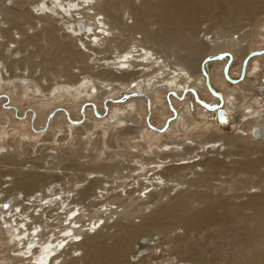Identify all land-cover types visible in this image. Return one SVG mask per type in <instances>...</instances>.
I'll list each match as a JSON object with an SVG mask.
<instances>
[{
	"label": "bare ground",
	"instance_id": "obj_1",
	"mask_svg": "<svg viewBox=\"0 0 264 264\" xmlns=\"http://www.w3.org/2000/svg\"><path fill=\"white\" fill-rule=\"evenodd\" d=\"M32 1L18 0L16 5L30 6L31 16L43 27L42 33L26 35L23 40L12 36L5 50L14 57L39 38H51L55 43L53 54L45 58L44 67L37 64L36 68L40 67L41 73H57L66 80L59 84L57 78L49 80L46 74L37 80L27 68H34L33 55L21 59L26 68L19 72L11 60L9 64L3 61L0 101L6 103L7 110L13 111L14 122L23 120L27 112L35 117L38 112L40 117L39 108L47 110L56 106L43 123L46 127L36 130L34 136H41L43 132L46 136L43 140L55 144L71 136L79 147L77 157L97 159L99 164L83 168L81 163L76 164V159V165H70L67 159L59 157L60 172H24L17 168L11 171L13 178L9 171L2 176L0 234L8 237L12 245L9 252L16 253L17 257L6 256L0 264H217L219 261L220 264H264V110L257 109L255 113L253 108L248 109L247 115L253 117L236 135L213 132L208 139L198 136L170 142V138L187 136L195 128L209 129L212 121L207 118L211 116V109H215L213 121L221 115L217 111L219 106L225 107L224 115L233 116L251 96L242 92L241 84L257 88L251 101L264 108L261 62L264 47L257 52L253 49L258 42H264V24L252 32L250 28V32L237 35L236 40L235 33L211 37V45L205 43L207 40L196 44L189 36L207 12L216 11L220 20L239 24L245 19H256L264 10V0H154L155 3L152 0H35L36 4ZM2 11L6 14L5 23H10L11 28L20 27L22 32L20 22L25 15L7 6ZM127 12L133 16L125 20ZM107 17L114 20V25H109ZM130 18H133L132 25L128 24ZM152 25H157V30ZM10 29H2L5 36H9ZM56 30L79 39L85 49L75 51L71 42H60ZM125 31H130L132 36L123 40ZM85 36L89 40L84 41ZM164 44L182 46L185 53L178 57V62L172 63ZM237 59L241 60V70L234 74ZM95 64H99L97 70ZM219 66L223 67L221 73L217 72ZM75 68L78 72H74ZM212 69L226 85L237 82L239 85L228 92L232 99H217L219 104L207 109L198 105L201 111L198 118L189 96L199 103L203 94L210 98L204 93L207 91L219 97L210 81ZM112 92L123 95L125 100L137 97V105L123 106L119 112L113 109L116 116L113 120L130 122L139 110L149 115V122L152 116L159 119L162 124L159 128L155 125L148 129L149 142L142 141L145 136L140 129L127 124L121 131L115 126H105L102 133L81 123L86 112L96 113L100 118L111 114L109 101L112 100L107 95ZM155 95L157 101L152 103L151 97ZM18 97L29 106L36 103L38 109L29 108L20 113L18 105L22 102ZM52 98V102H46ZM163 98L166 100L163 105L156 106ZM94 101L102 103L99 110ZM74 102L73 110L63 107ZM70 111L79 113L81 118L72 120ZM54 117L67 122L68 132L47 130ZM170 125L173 135L162 141V134L170 131ZM255 129L260 130L261 137L254 135ZM3 132L5 136L12 134ZM150 142L160 144L154 150L158 161L143 157L153 165L148 170L150 177L127 182L123 187L119 181L125 178L124 171L133 173L138 169L126 158L138 150L147 154L153 151ZM124 143L132 144L133 152H117ZM2 146L6 148L4 143ZM13 159L7 157L6 162L14 164ZM139 165L143 169L147 166ZM14 176L15 188L8 189L7 183ZM158 189L160 192H155ZM13 190L16 193L11 197ZM137 192L139 195L133 197ZM132 197L135 202L142 200L138 205L143 207L138 223L124 216L128 212L125 205ZM91 210H95L96 217H90ZM100 221L105 223L97 226ZM104 229L108 230L104 232ZM155 235L159 237L155 239ZM165 245L171 246L170 252ZM157 250H160L158 254Z\"/></svg>",
	"mask_w": 264,
	"mask_h": 264
},
{
	"label": "rangeland",
	"instance_id": "obj_2",
	"mask_svg": "<svg viewBox=\"0 0 264 264\" xmlns=\"http://www.w3.org/2000/svg\"><path fill=\"white\" fill-rule=\"evenodd\" d=\"M33 1H34V4H36L35 0H33ZM152 1H154V0H152ZM16 2H18V0H0V11H1L0 12V44L2 45L0 47V64H2L3 61H5V64H9L12 61L14 63V68L16 67V69H15L16 72H19V71H22V70H19V69H23L24 70L26 68V66L22 63V60L24 58H27V57L33 55L35 63H33L32 66H34V68H32L30 66L27 67V68L29 69L28 71L31 74H33L37 80L41 79L43 74H46L45 76L49 80L57 78L59 84L64 83L65 82L64 80H66V77H64V76L60 77V75L57 74V73H55V74L47 73V72L46 73H43V72L41 73L40 72V67H39V69L36 68L37 64H40V65H42L44 67L45 66V62L44 61L46 60L45 58H47L48 55L50 56V55L53 54V51L55 49L53 47V45H55V43L53 42V40L51 38H48L46 36L45 37L43 36V37L39 38V40L37 42H35L34 44L29 45L28 47L26 46L25 49L22 48L20 55H16L14 57H13L12 53H10V51L8 52L7 48L5 50V47H7V45L10 43V39L12 38V36H14V38H16V39L21 37V40H23V39H25L26 35L29 36V37L34 36L37 31H38L37 33H39V31L41 32L42 28H43V27L41 28V23H39V24L37 23L38 19H34L31 16L30 11H29L31 8H30L29 5H24L23 7H20V6L18 7L16 5ZM154 3H155V1H154ZM5 6H7L9 9H12L14 12H22L25 15V17L23 18L25 21L22 19L24 22L23 21L20 22V23H22V26H21L22 32H24L25 35L21 32L20 27L19 28L18 27L11 28L10 27L11 26L10 23H5L6 14H5L4 11H2V9L5 8ZM24 9H26V11H27L26 13H25ZM34 13H37V11L34 10ZM202 14H205V12H202ZM216 15H218V13L216 11L207 12V16L203 17L200 20V22H199V24H198V26L196 28V31L191 34L192 37H191V35H189L190 38H191L190 40H193L194 43H196V44H203L202 42H205V40H207V42H205V43H207L208 45H211L212 44L211 41H210V40H212L211 37H213V39L214 38H218V37H225V36H230V34H232V33H235L234 39L236 40L237 39V35L238 36L242 35V33H244L245 31H248V32L251 31L252 32V30H254L253 28H255V27L260 28L264 24V10L262 11V13L256 19H254V18H252V20L245 19L242 22H240L239 24H231V23H229V21L220 20V18L216 17ZM132 16L133 15H128V12H127L126 16H125V20L128 17H132ZM26 19L27 20L29 19V20L27 21ZM29 21H31V23L32 22L34 23L33 26L29 23ZM106 21L109 23V25H111V26L114 25V20L112 18L108 19V17H107ZM221 21H223L224 23L221 22ZM132 22H133V18H130L129 21H128V24L132 25ZM6 26H8V28ZM31 26L34 27V29ZM35 26H36V28H35ZM152 26H154V27H152L154 30H157V27H158L157 25H152ZM29 27H31V28H29ZM40 28H41V30H40ZM250 28H252V29L250 30ZM2 29L3 30H7V29L11 30V32L9 33L8 37L5 36V34L2 32ZM60 31H62V32H60ZM41 33H39V34H41ZM129 33H130V31H125L124 32L125 36L122 39L124 40L127 37L130 38V36H132V34H129ZM56 35H57L59 41L62 42V43L63 42H67V43L71 42L75 51H77V50H79L81 48L83 50L85 49L84 46L82 45L81 41H79V39H75L73 36L72 37L68 36L67 34L64 33L63 30H56ZM138 37H140V35H138ZM83 38H84V41L89 40V38L87 36H85ZM10 46H12V45L10 44ZM165 47L167 49L166 50V54H168V53L170 54L169 57H170L171 62L173 61L172 63L178 62V57L185 53V51L183 50L182 46L181 47L177 46V45L170 46V45L164 44V48ZM262 47H264V42L263 43L262 42H258L255 46H253V49H254L255 52H257ZM154 48L158 49V50L161 49L158 46H154ZM209 48H211V47H209ZM212 49H214V48H211V50ZM3 56H4V58H3ZM11 58H16V59H11ZM240 62H241V60L237 59V63L233 67L234 74L235 73L237 74L241 70V63ZM261 62H262L263 67H264V61L261 60ZM79 65H80V63L76 64L77 67H80ZM1 66L2 65H0V67ZM94 67H95L94 69L97 70L98 67H99V64H95ZM35 69H37V70L35 71ZM59 69H61V67H59ZM222 69H223L222 66L217 67V72L221 73ZM213 70L214 69H212V71L210 70L212 72V74L210 75V81L213 84L214 90H215L216 94H218L219 97L215 98V97H213L210 94V92L207 91V93L206 92H204V93L206 95L208 94V96H210V98L203 94L204 98L201 101V103H199L196 100L195 97H193L192 95L189 96L190 101H192L193 104H194V109H196V111H195L196 112L195 113L196 117H198L199 116L198 113L201 112L200 109H198V107L200 105L202 106V108H206L207 109V108H211V107L219 104L218 100H220L221 98L225 99L227 97L229 99L231 97V99H232L233 97L229 96L228 92L232 91V88H236L237 87L236 85H239L238 84L239 82H237V83L234 82L235 84L231 83L232 86L231 85L230 86L226 85L224 83V81H222L221 78L217 79V76H216V74H215V72ZM75 71L78 72V68H75L74 72ZM165 78H167V76H165ZM231 78H234V76L232 75ZM86 79L87 80H91V78H89V77L86 78ZM81 81H82V79H81ZM37 82L34 81V85L37 84ZM166 84H167V82H166ZM169 86H170V84L168 83L167 87L169 88ZM240 86H241L242 92H245L247 94H251V96L247 99L246 102H244L242 104L241 107L238 108L237 111H235L236 113L234 112L235 114L233 116L224 115L223 111H225V107H222V106L220 107L219 106L217 111L221 114L220 117L218 119H216L215 121H213L214 120V116L212 114L215 113L214 112L215 109H213V110L211 109V116H209L207 118L208 120L212 121V125H211V127L209 129H203V128H199L198 127L197 129L195 128L191 132H189L187 134V136H179V137H175V138L172 139L170 137L173 135V134H171L172 130H173V126L170 125V127H169L170 131L164 132L165 134L164 133L162 134V141L167 140V138H170V142H176L177 143V142H180V140L186 141L188 139L197 138L198 136H201L203 139H205V138L208 139L209 135L211 133H213V132H215L216 134H219V135H236L239 132L240 128H242V126L244 127L245 122L248 119L253 117L252 115H247V113H248L247 110L248 109L253 108L255 113H256L257 109L258 110H264L263 107L260 108L259 106H257V104L255 102L251 101V98L252 97L254 98V96H255V91L257 90V88H254V87L249 86V85H244L243 86L242 84ZM250 87H252V88H250ZM54 90H52V92ZM132 90H134V88ZM0 93H2V92H0ZM107 98L109 100H112V101H109V103H111L110 104V108H109V113L111 112V114H108V115L103 116V117L100 118V116L97 115L96 113L86 112V114L84 115V119L81 121V123L83 122L82 123L83 125H86L87 127L91 128V129L93 128L92 131L104 133L103 131H105L104 130L105 126H111V127L115 126L117 128V131H121V130L125 129L123 127V125L127 124V125L134 126L135 128L140 129L142 131V133L144 134L145 138H146V139L144 138V140H142V141L149 142L151 140V138H150V136H148V132H149L148 129L151 130V128L154 127L155 125H158L156 127L159 128L162 125V124H160L159 119H157L154 116H152V118L150 117L151 118V122H149V119H148L149 115H147V113H144L141 110H139L140 112L139 111L136 112V116L134 117L135 120H132L133 118L131 117L132 119L130 120V122L115 121V120H113V119H116V116H113L115 111L119 112L123 108V106L137 105L136 104L137 102L135 101L137 99V97H129V98H127L125 100L123 95L116 94V92H112V93L107 95ZM156 98H158L157 95H155L154 97H151L152 103L157 101ZM18 99L22 102V104L20 106L17 104L18 108L20 109L19 110L20 113L23 112V111H26L29 108L30 109L34 108L35 110L38 109L36 103H34V104L32 103L31 106H29L28 103L22 101V98L18 97ZM52 101H53V98L50 99V100H47L46 102L50 103ZM165 101L166 100L164 98L163 99H159L158 100L159 103L157 102L156 106L161 107L163 105L162 103H164ZM79 103L80 104H85L82 101H80ZM94 103H95L96 109L99 110V108H100L102 103L99 102V101H97V102L94 101ZM6 106L7 105H6V103L4 101H0V121H1L0 122V180H3V178H2L3 175H5V174H7L9 172L12 174L13 172H11V171H13V170H15L17 168L18 169H20V168L23 169L24 172H28V171H32V170L40 172V173H45L46 172L45 170H47V171L49 170L48 172H53V171L54 172H60L61 169L59 167H61V165L59 164L60 163L59 157H61V158L63 157L62 159H65V160L67 159L69 161V163H71L70 165H76L77 163L78 164L81 163L83 168H87L89 166L92 167V165L94 166V165H98L99 164V161H97V159H94V160L92 159L91 160L90 158H86L84 160H81L80 158H78L77 155H76L77 154L76 153L77 152L76 149L79 150V147H78V145L74 144L75 141L72 139L71 136L66 137V139H64L62 141H59L57 144H55L53 141L52 142L44 141L43 139L46 136H45V133H43V132L39 134L41 136H38V137L34 136V134H37L35 132L36 130H38V129L41 130L43 128V126L46 127V125H44L43 123L46 120V118L49 115V113L51 114V111H53V109H56V106H54V108L52 107V109L49 108L47 110H45V109L42 110V109L39 108L38 111H40V113H41L40 117L43 116L42 118L39 117V114L36 111L35 112L38 115V116L36 115L37 118L35 117V115H31L29 112H27V114L25 113V115H26L25 118L23 120L19 121V122H14L13 121V120H15L13 111L7 110ZM85 106H87V105L85 104ZM63 107L66 108L68 111L69 110H73L76 107V103L74 102V103L70 104L69 106L63 105ZM113 109L115 111H113ZM11 113L13 115H11ZM2 118H4V119L2 120ZM70 118L72 120L76 121L78 118L80 119L81 116H80L79 113H76L75 111L74 112L70 111ZM204 119H205V117H204ZM230 122H232V124ZM81 123L78 124V125L81 126L82 125ZM66 125L68 126L67 122L62 120V118L60 119V118H55L54 117V119L52 120V123L50 124V127L47 130L48 131L52 130V131H56V132L57 131L62 132V130H63V132L61 133V134H63L65 131L68 132L69 126L67 127ZM231 125H234V127L237 128L238 130H234L233 127L231 128ZM65 129H67V130H65ZM246 129H247V127H246ZM3 131H9L12 134L8 135V136H5ZM85 131L86 130L84 129L83 130V132H84L83 135L84 136H86V134H87V131L86 132ZM143 131H145V132H143ZM246 133H247L248 136L250 135L249 130H247ZM167 135H169V136L167 137ZM24 136H26L28 138H25ZM106 137H108V135ZM9 140H10V142H9ZM152 141H154V140H152ZM105 142H106V140H105ZM3 143L6 145V148H1V147H3L2 146ZM21 144H22V146H20ZM75 145H76V147H75ZM131 145L132 144L129 145L128 143H124V144H122V147H121L122 149H120L117 152H119L121 154H126V153H129V152H133V150H132L133 148H131L132 147ZM149 145L153 146V151H150L148 154L146 152L138 150L137 154L135 153L130 158H126V159H128V161L131 164H133L135 167H138V169H137V171H135L133 173L124 171L125 178L123 180L119 181L121 185H124V184L126 185L127 182L129 183V182H132L134 180L136 181L137 179L139 181L140 179L146 178V176L150 177L151 172L149 173L148 170H151L153 165H150L149 164L150 161L145 160L144 158L146 156L148 158H153V160H155V161H158V156L156 155L154 150H155V148H159L160 144H155L154 142H150ZM105 146L107 148H109V145L105 144ZM262 146H264V142H262ZM114 150L115 149H113L112 152L116 153V151H114ZM51 152H52V154H51ZM53 153L56 154V155H53ZM13 154H14V156H12ZM159 156L162 157V155H159ZM7 157H13L14 158L13 161H15L14 162L15 165L14 164H10L11 162L7 163L6 162V158ZM55 157H57V158H55ZM53 158H54V160H53ZM75 159L77 161L76 164H75ZM178 160H180V159H178ZM93 162H95V163H93ZM139 163L140 164L142 163L145 166L146 165L147 166L145 167V169H143V166L140 167ZM29 165H30V167H29ZM53 169H55L56 171L53 170ZM58 169H59V171H58ZM68 171H69L68 172L69 174H72V172H73L72 170H68ZM10 177L13 178V174ZM15 177L16 176H14V179H12L13 181H10V182L7 183V185H10V187L8 189L15 188L14 187ZM125 179H127V180H125ZM48 181H50V179H48L47 182ZM68 181H71V178H69ZM75 181H77V180H75ZM122 181H123V183H121ZM124 181H125V183H124ZM76 185L78 186L79 184L76 183ZM125 185L123 187H125ZM47 187H48V185H47ZM150 189L151 188H149V190H146V191H150ZM42 190H43V188H42ZM13 192L16 193V190L11 191V194ZM155 192H160V189H158ZM14 193L11 195V197L14 196ZM144 193L145 192L143 191L141 193V196H143ZM174 193H175V190H174V192L173 191L171 192V195H174ZM53 194H54V192L52 193V195ZM138 195H139V192H137L135 195H133V197L134 196L137 197ZM133 197L125 205L126 208L128 209V212L124 216H125V218L130 219L133 222L136 221V223H138L140 221V219H141L140 218V216H141V214H140L141 212L140 211H141V209H143V207H140L138 205H139V201H142V200H138V201L135 202V201H133ZM145 201H147V199H145ZM130 207H132V208H130ZM122 209H123V207L119 208L120 211H122ZM91 213H92V215H90V217H96V215L94 214L95 210H93V211L91 210ZM116 216L117 215L114 216V219L116 218ZM138 219H139V221H138ZM62 220L65 221V216H63ZM82 221H85V220H82ZM59 222H61V221L59 220ZM100 222L97 224V226H101L102 224L105 223L104 221H100ZM86 223L88 225V222H86ZM83 228L85 229V227H83ZM95 229H93V230H95ZM93 230H90V232H89L90 235H92ZM107 230L108 229H104V232H106ZM111 231L112 230H110L109 232H111ZM155 236H154L155 239H157L159 237L158 235H155ZM10 245L11 244L8 241V237L4 236V235L2 236L0 234V261H2L6 256H7V258L8 257H12V258H16L17 257L16 253L9 252L10 251ZM11 247H12V245H11ZM165 249H166L167 252H170L171 246L165 245ZM159 251L160 250H157V254L159 253ZM14 264H19V263L15 262ZM217 264H220V261L217 262Z\"/></svg>",
	"mask_w": 264,
	"mask_h": 264
},
{
	"label": "water",
	"instance_id": "obj_3",
	"mask_svg": "<svg viewBox=\"0 0 264 264\" xmlns=\"http://www.w3.org/2000/svg\"><path fill=\"white\" fill-rule=\"evenodd\" d=\"M254 131L256 132V133L254 134L255 136H257V137H261V132H260V130L255 129Z\"/></svg>",
	"mask_w": 264,
	"mask_h": 264
}]
</instances>
